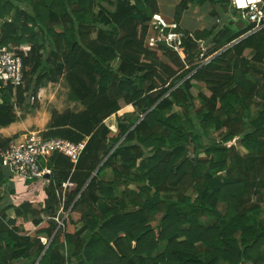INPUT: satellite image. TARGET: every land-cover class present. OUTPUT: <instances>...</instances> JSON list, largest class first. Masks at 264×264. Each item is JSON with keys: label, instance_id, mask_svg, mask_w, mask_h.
Instances as JSON below:
<instances>
[{"label": "trees", "instance_id": "16d2710c", "mask_svg": "<svg viewBox=\"0 0 264 264\" xmlns=\"http://www.w3.org/2000/svg\"><path fill=\"white\" fill-rule=\"evenodd\" d=\"M21 1L0 0V47L22 58L24 75V85L0 88V126L66 74L84 109L56 116L43 134L87 143L75 165L52 154L42 199H23L11 217L0 212V264H263L264 108L256 119L249 109L256 97L264 107V26L185 30L181 59L145 45L156 0ZM205 3L212 17L216 5L224 16L232 10L230 0H179L165 18L178 22ZM191 108L204 139L197 147ZM212 125L225 129L218 140Z\"/></svg>", "mask_w": 264, "mask_h": 264}, {"label": "built area", "instance_id": "2783aa9c", "mask_svg": "<svg viewBox=\"0 0 264 264\" xmlns=\"http://www.w3.org/2000/svg\"><path fill=\"white\" fill-rule=\"evenodd\" d=\"M230 2L232 10L227 22L250 25V32L264 26V0H230ZM233 12L238 16L237 18L233 17ZM183 36L184 30L178 22L168 21L159 12H154L145 36V45L165 46L184 59ZM6 83L11 84L13 89L24 85L23 62L22 58L12 50L1 46L0 88H4ZM36 98L38 94L31 95L29 104L33 105ZM86 143L87 137L80 141H72L63 137H45L41 131H27L18 135L6 147H0V199L4 191L1 187L8 185L5 179L21 183L35 179L48 182L52 176V169L47 163L52 154H60L75 165L84 152ZM67 185L68 182L63 183L64 188ZM56 220L62 225V220L57 218Z\"/></svg>", "mask_w": 264, "mask_h": 264}, {"label": "rangeland", "instance_id": "374dc122", "mask_svg": "<svg viewBox=\"0 0 264 264\" xmlns=\"http://www.w3.org/2000/svg\"><path fill=\"white\" fill-rule=\"evenodd\" d=\"M27 6V2L25 3V1H21L20 0V7H26ZM211 6V5H210ZM195 7V8H193ZM204 7V5H190L189 7V12L187 13V15H184V19L185 20H189L190 19V24L189 25H196L197 20L195 15L200 13V10H202L201 8ZM212 7V6H211ZM215 10L217 13H220L219 15V25L223 24V23H227L228 20V16L227 14H223V8L219 5L215 6ZM234 13V12H233ZM233 17L237 18L238 16L234 13ZM164 17L166 18H170L168 16H166L164 13H162ZM236 15V16H234ZM183 19V20H184ZM205 20V19H202ZM170 21V20H169ZM203 23V22H202ZM199 24L200 26H202L203 24ZM235 23L238 22H233V25H235ZM205 26L202 27H195V28H203ZM25 50H27L30 46L28 43L24 44ZM41 53V52H40ZM67 75H61L58 79L57 83H48V85H46L42 90H38V95L39 97L35 100L33 105L29 104V94L27 95V99H26V106L25 107H16L15 110L21 113V124L24 127H28V129L32 130L34 128H32L30 125L37 123H41V125H49L51 126L53 119H55L56 116L58 115H62L64 113H79L81 111H83L84 107L82 106V104L76 99L75 93L72 90L70 84L67 81ZM199 104V100L196 99L194 100V106H197ZM174 111H178L179 107L175 106L173 107ZM125 111H135L137 114V117L139 118L138 115L139 114V110L136 107L133 106H128L125 108ZM249 114L250 116L253 115V112L251 111V108L249 109ZM190 119L191 122L194 126V128H188L189 130L193 131L195 133V135L198 138H194L191 137V139H189V146L190 147H197L201 141L204 143V139H202V137L199 134V131L197 130V128H195V125L198 124V119L195 117V115H193V110L192 108L188 110V115H187ZM137 117L136 120H137ZM236 117L235 113H231V114H221L219 119L220 122H230V120L232 121L234 118ZM238 120V117L236 119V122ZM106 123L114 128L116 126L115 123V118L114 117H110L108 119L105 120ZM211 129H213L214 131L212 132V135L210 136V139L212 140H218L220 139L223 134L225 133V129L224 128H220V129H214V125H212ZM149 153V152H146ZM194 153V152H193ZM194 155V154H193ZM192 155V156H193ZM201 156L203 154H200ZM145 161V160H144ZM143 162V161H141ZM108 171V169L106 170ZM105 171V175L109 174L110 172H106ZM104 175V176H105ZM8 183V185H12L14 188L17 187L18 185H23L25 187V185H29V183H21V182H13L10 181L9 179H5ZM47 183L43 180H37L36 184H32L30 185V187L28 188L31 193H27L28 190H23V191H17V193L12 192L10 193V191L4 190L3 191V198L0 200V212L3 211L5 215H7L8 217L13 216L14 214V209L19 205V203L25 199V198H29L30 196L35 194V199H42L43 197V191H44V187ZM123 186H125L124 184H122ZM134 184L130 183L129 186L132 187ZM123 186H120L118 189V194H120V191L123 189ZM126 187V186H125ZM195 195H192V198H194ZM65 215V212L63 213V216ZM264 219V218H263ZM211 218L206 219L205 221H203L204 224H207L211 221ZM45 239V238H44ZM164 246V243H162L157 251L162 250ZM73 248L72 246H66V254L67 256L71 257V252H72ZM72 259V264H76V259L75 258H71Z\"/></svg>", "mask_w": 264, "mask_h": 264}, {"label": "crops", "instance_id": "0c3cea01", "mask_svg": "<svg viewBox=\"0 0 264 264\" xmlns=\"http://www.w3.org/2000/svg\"><path fill=\"white\" fill-rule=\"evenodd\" d=\"M156 2H157L159 13L161 15H163L162 13H164L166 16L170 17V19H173L175 8H176V5L179 3V0H156ZM203 5H204V7L201 8L202 10H200V13L195 15L197 23H196V25H193V26L189 25L190 19L189 20L184 19V15L185 14L187 15V13L189 12V8L186 11H184L181 19L178 21L180 27L184 31L185 30L192 31L195 27H202V26L210 28L219 22L218 17H212L209 15V11L211 9L210 4L205 3ZM193 8H195V7H193ZM202 19H205V20H202ZM198 23L199 24L202 23L203 25L200 26ZM261 69H262V71H264V64L262 65ZM258 77L263 80L264 74H262L260 72L258 74ZM57 82H47L46 84H43L41 86L40 90H42L46 85H48V83H57ZM38 97H39V95H38ZM0 102H1V99H0ZM261 102L262 101L260 100V98H258V97L255 98V103L252 104L250 107L251 111L253 112V115L250 116L251 119H254V118L256 119L258 116V113L263 110L264 107H263V105H261ZM16 114H17V119L13 123H11L8 126H0V138H8V137H11L13 135H21V134L26 133L27 131H41V132H43V131H46L50 128L49 127L50 124L48 126L47 125L42 126L41 123L37 122V123H35V125L34 124L30 125L32 128H34V129L30 130V129H28V127H24L20 123L22 120L21 113L19 111L18 112L16 111ZM238 148H239V151L241 153H246V149L244 147L239 146ZM28 186L29 185H25V187L22 184L18 185L17 187L14 188L15 193L18 194L19 191L26 190L28 188ZM27 193H31V192H27ZM260 215L262 218H264V206L261 209Z\"/></svg>", "mask_w": 264, "mask_h": 264}]
</instances>
